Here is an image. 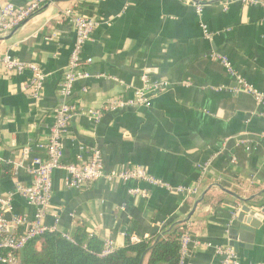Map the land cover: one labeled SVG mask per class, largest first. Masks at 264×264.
<instances>
[{
    "label": "crops",
    "instance_id": "0c3cea01",
    "mask_svg": "<svg viewBox=\"0 0 264 264\" xmlns=\"http://www.w3.org/2000/svg\"><path fill=\"white\" fill-rule=\"evenodd\" d=\"M33 1L0 5L21 9ZM258 1L59 0L42 5L13 32L0 33V56L35 64L45 76L33 98L26 89L28 70L14 75L0 66V198L17 181L31 183L24 168L11 171L22 149L46 155L38 145L47 143L53 110L62 101L59 83L75 40L61 13L90 18L96 26L78 68L88 77L73 86L77 112L62 136L63 159L82 164L96 149L105 174L140 167L163 186L103 177L74 189L56 170L43 225L71 239L79 231L116 249L132 225L136 236L152 238L188 219L186 229L201 245L184 264H216V247L229 246L227 230L245 204L236 197L264 206V101L257 103L241 87L235 93L236 82L218 58L264 93V0ZM144 78L159 85L148 93V105L104 108L107 100L132 98ZM96 110L98 121L90 117ZM179 186L197 194L179 193ZM35 213L14 195L7 218L33 219ZM236 254L243 264H264V216L252 248Z\"/></svg>",
    "mask_w": 264,
    "mask_h": 264
},
{
    "label": "built area",
    "instance_id": "2783aa9c",
    "mask_svg": "<svg viewBox=\"0 0 264 264\" xmlns=\"http://www.w3.org/2000/svg\"><path fill=\"white\" fill-rule=\"evenodd\" d=\"M51 0H34L28 6L16 9L12 4L5 3L0 5V33H8L17 28L24 20L29 18L38 9L50 2ZM246 3L255 5L259 4L258 0H246ZM73 25L75 29V40L69 53L66 69L59 83V93L62 98L53 110V123L50 127L47 137V143L44 147L45 158L32 156L28 147L21 151V161L14 163L11 171L14 172L18 168H24L25 172L31 177V183L25 185L16 182L14 190L8 192L3 198H0V264H20L21 251L32 241L43 236L47 232H55V227H46L42 223V217L49 205L52 194V174L56 170H62L66 174V185L68 188L79 189L88 186L106 177L110 180L127 181V180H143L154 186H163V184L148 176L144 169L133 167L122 169L117 172L105 174L100 152L92 149L89 160L82 164L66 163L64 161L62 136L67 126L77 112V106L73 97V86L79 79L87 78L85 72H79L78 68L84 63L82 58V50L84 45L91 40L92 33L96 26L93 19L82 16H71L69 12L61 13ZM227 73L234 79L237 87L233 89L235 93L244 89L250 94L257 103L264 101V93L258 92L249 87L230 67V63L225 57H218ZM87 60L86 63H89ZM0 66L4 72L19 75L28 70L31 73L29 80L26 82V89L33 98H38L43 86L45 76L35 64H25L18 59L5 53L0 56ZM158 84H149L144 78L142 88L135 90L133 97L130 99L113 98L107 100L104 108L106 110H118L135 108L141 105L149 104L148 93L151 90H158ZM86 92V88L82 89ZM101 111L96 110L90 112V117L98 121L101 118ZM264 140V133L261 134ZM176 191L188 196L197 194V190L190 187L179 186ZM133 193H140L145 196L144 191L134 189ZM18 195L27 204L36 208L33 219L24 216L14 215L11 219L7 215L12 211V197ZM68 240H72L63 236ZM150 237H138L136 234L129 236L130 244H139L142 241H148ZM179 247V264H184L185 259L190 255L191 249H197L201 243L198 239L191 236L189 231L185 229L180 237ZM111 242L106 241L103 244L100 255H110L114 251ZM216 253L219 257L216 264H243L239 261L237 254L229 247H216Z\"/></svg>",
    "mask_w": 264,
    "mask_h": 264
},
{
    "label": "trees",
    "instance_id": "16d2710c",
    "mask_svg": "<svg viewBox=\"0 0 264 264\" xmlns=\"http://www.w3.org/2000/svg\"><path fill=\"white\" fill-rule=\"evenodd\" d=\"M186 226L187 222L171 224L148 241L130 244L132 225L126 231L124 246L106 256L100 255L103 243L95 237L87 238L77 231L68 240L57 232H47L21 251L20 264H179V240Z\"/></svg>",
    "mask_w": 264,
    "mask_h": 264
},
{
    "label": "water",
    "instance_id": "95a60500",
    "mask_svg": "<svg viewBox=\"0 0 264 264\" xmlns=\"http://www.w3.org/2000/svg\"><path fill=\"white\" fill-rule=\"evenodd\" d=\"M57 1L59 0H51L48 3H55ZM236 199L245 204L240 207L233 224L227 230L228 245L235 253L238 252L239 248L244 250H250L252 248L253 236L260 228L264 216V206L259 209L258 206L246 204L247 202H245L244 199L239 197H236ZM197 204L198 202L195 204L194 208ZM192 213L193 211L190 213L189 217ZM187 220L188 219L183 222L185 223Z\"/></svg>",
    "mask_w": 264,
    "mask_h": 264
}]
</instances>
